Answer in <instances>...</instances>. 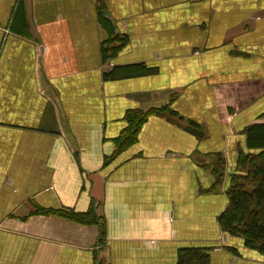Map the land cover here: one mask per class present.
<instances>
[{"label":"crops","instance_id":"0c3cea01","mask_svg":"<svg viewBox=\"0 0 264 264\" xmlns=\"http://www.w3.org/2000/svg\"><path fill=\"white\" fill-rule=\"evenodd\" d=\"M251 126L264 0H0V264H264L218 223Z\"/></svg>","mask_w":264,"mask_h":264},{"label":"trees","instance_id":"16d2710c","mask_svg":"<svg viewBox=\"0 0 264 264\" xmlns=\"http://www.w3.org/2000/svg\"><path fill=\"white\" fill-rule=\"evenodd\" d=\"M137 115V112H135ZM133 112L128 114L131 120ZM145 116L139 118L131 133L125 132L122 145L126 146L135 139L136 127L142 124ZM249 152H240L230 185L226 191L228 205L218 219L220 229L231 238L242 240L246 249L264 256V126H251L246 133ZM215 185L222 182V164L218 162L213 169ZM45 215H58L79 224H93L92 212L76 214L69 211H42ZM103 229L101 228V239ZM176 264H209V257L201 249H183L178 254Z\"/></svg>","mask_w":264,"mask_h":264}]
</instances>
